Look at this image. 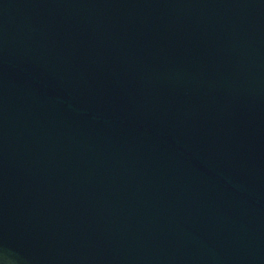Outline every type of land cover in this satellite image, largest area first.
Returning a JSON list of instances; mask_svg holds the SVG:
<instances>
[{
	"label": "water",
	"instance_id": "obj_1",
	"mask_svg": "<svg viewBox=\"0 0 264 264\" xmlns=\"http://www.w3.org/2000/svg\"><path fill=\"white\" fill-rule=\"evenodd\" d=\"M0 264H264V0H0Z\"/></svg>",
	"mask_w": 264,
	"mask_h": 264
}]
</instances>
